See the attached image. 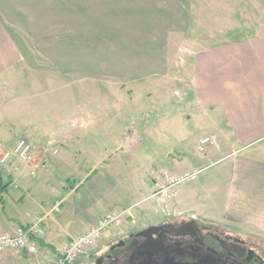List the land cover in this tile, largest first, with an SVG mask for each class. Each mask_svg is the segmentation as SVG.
Here are the masks:
<instances>
[{"label":"rangeland","instance_id":"1","mask_svg":"<svg viewBox=\"0 0 264 264\" xmlns=\"http://www.w3.org/2000/svg\"><path fill=\"white\" fill-rule=\"evenodd\" d=\"M164 2L33 0L41 36L47 38L48 33L52 34L48 42L38 37L34 61L40 69L55 67L57 74L52 82L53 90L34 91L31 96L26 94L20 103H38L39 114L45 116L43 111L50 98L63 103L70 96L69 101L76 105L74 109L82 117L73 120L76 128L71 129L76 138L72 139L70 147L77 150L73 154L77 162L49 164L48 155L39 152H33L30 165L22 164L14 155L7 162H0L3 180L9 181L8 190L2 193L0 200V216L13 217L22 223L28 212L47 213L40 237L47 239L58 251L65 229L73 231L70 235L80 232H74L80 230V219L98 216L104 210L119 212L126 206L133 217L122 214L102 229L96 241L106 243L112 237L109 235L112 230H116L115 236L133 223H145L146 215L153 219L161 211H192L191 214L211 220L219 218L226 224L215 213L201 208L210 203L207 197L211 192L208 191L227 179L225 172L230 167V159L226 154L231 145L223 144L217 128L214 130L211 125L199 123L194 116L184 117L182 131L181 124L174 120L164 123L169 128L167 131L160 130V123L152 120L160 91L151 93L150 87L158 84L159 71L164 68L160 63L167 57L170 74L175 79L183 61L178 54L219 43L225 36L239 38L252 34L264 19V0H179V10L174 8L177 5L168 7ZM177 10L179 14L175 13ZM49 25H53L51 31L46 28ZM65 67L70 70L65 71ZM65 81L71 85L66 90ZM39 83L47 85L43 79ZM163 94H167L170 101H179V94L172 93L171 88L163 90ZM171 103V110L175 112L186 109H180L178 102ZM7 112L1 105L3 124L18 129L20 123L15 120V114L7 116ZM32 112V106L24 110L25 120ZM37 124L43 127L47 123ZM80 126L84 127L82 131ZM172 126L174 130H170ZM56 127L61 124L57 123ZM203 134L209 140L200 143L199 137ZM17 140L13 138L9 143H2L0 157ZM173 158L182 160L170 171L173 189L196 193L199 189L200 199L188 198V193H184L187 196L184 202L174 204L169 195L161 194L160 175L165 173L164 166L173 163ZM45 160L48 170L39 166L34 174L26 171ZM10 168L24 178L8 179ZM31 175L35 180L32 181ZM153 189L159 190L158 193L149 196ZM13 194L23 196V200L12 201L10 195ZM56 203L60 210L50 212ZM83 206L82 212L75 213L76 208ZM230 228L264 241L262 232ZM96 244L85 249L75 264H83L98 246ZM52 252L51 246L37 241L33 260L39 257L43 263L49 262Z\"/></svg>","mask_w":264,"mask_h":264},{"label":"crops","instance_id":"2","mask_svg":"<svg viewBox=\"0 0 264 264\" xmlns=\"http://www.w3.org/2000/svg\"><path fill=\"white\" fill-rule=\"evenodd\" d=\"M178 1L165 0L164 4L168 7L170 4L171 6L175 4L177 6L174 8L178 7L179 10ZM36 9L33 0H0V106L8 111L7 116L15 114V120L20 123L18 129H15L12 125H4L0 117V147L3 146L2 143H9L13 138H22L31 144L33 152L46 153L50 159L49 164L71 165L77 162L73 156L77 150L74 149L75 147H70L73 145L72 139L76 138L74 131L71 130L76 127L72 123L74 119L82 117L74 109L76 105L69 101L70 96H67L63 103L57 100L51 101L53 99L50 98L47 109L43 111L45 116L39 114L38 103L30 104L26 101L20 103V99L26 94L31 96L34 91L53 90L52 82L57 74L55 67L47 66V69H40L36 67L34 61L36 57L34 48L37 46L38 37L40 39L41 36V26L34 13ZM178 10L175 13L179 14ZM176 15L174 14L175 17ZM52 27L53 25H49L46 28L51 31ZM47 35V38L45 35L41 36L45 42L52 40L50 37L52 34ZM222 41L178 54L177 56L182 57L183 61L180 69L176 71L175 79L170 74L168 57L160 63L164 68L159 71V82L150 87L151 93L160 91L159 104L152 112L154 115L152 120L154 119L155 123L158 121L160 130L163 131L169 129L164 123L170 120L180 123V131H182L184 117L191 116L197 118L199 123L211 125L214 130L217 128L223 144L231 145L226 154L229 155L230 167L225 172L227 179L224 184L208 191L211 192L207 197L210 203L204 204L205 207L201 209L215 213L216 217L222 218L220 220L226 224L220 222L219 218L213 221L218 220L217 222L225 226L264 233V19L256 25L252 34H245L239 38L225 36ZM64 69L70 70L69 67ZM60 71L58 74H62ZM40 79H43L47 85L40 84ZM66 87H71L69 81H65V90ZM170 88L172 93L179 94V101H170L168 95L163 94V90ZM171 102H178L176 104H179L180 109L186 108L185 111L171 110L173 105ZM30 106L33 112L25 120L24 110L29 109ZM42 121L47 123L43 127L37 124ZM57 123L61 124V127H56ZM174 128L172 126L170 130ZM79 129L82 131L84 127L80 126ZM204 136L207 135H201L199 140ZM181 161L173 158V163L164 166L165 173L163 176L160 175L162 185L160 191L163 190L161 194L169 195L174 199L171 200L174 204L184 202V198L187 197L184 193H188V198L191 199L201 198L199 189L196 190L197 193L192 190L185 192L182 188L173 189L170 171L176 169ZM44 169L46 171L48 167ZM10 170L6 176L8 179L13 180L15 176L24 178L18 175L14 168ZM31 176L32 181L35 180L33 175ZM154 178L155 186L156 175ZM158 191L153 189L149 196L156 195ZM14 195H10L12 201L23 200V196ZM2 199L1 194L0 200ZM84 208L85 206L76 208L75 213L82 212ZM127 209L128 206L121 211L126 213ZM107 211L104 210L95 217L80 219L78 228L80 230L74 232L87 231ZM35 214L37 213L28 212L27 218L22 223L29 222ZM63 216L65 217L64 214ZM71 216L73 218L74 214ZM19 223L21 222L13 217L0 216V231H12ZM114 231L116 230H112L109 235L113 236ZM70 233L73 231L64 230L63 242L72 236ZM109 239L110 237L107 241ZM37 240L43 244H51L43 237ZM96 242V245L104 243L102 240ZM54 248L49 261L56 255L57 247ZM1 258L19 264L48 263H43L39 257L33 260L34 256L27 255L23 249L8 250Z\"/></svg>","mask_w":264,"mask_h":264},{"label":"flooded vegetation","instance_id":"3","mask_svg":"<svg viewBox=\"0 0 264 264\" xmlns=\"http://www.w3.org/2000/svg\"><path fill=\"white\" fill-rule=\"evenodd\" d=\"M151 217L98 245L83 264H264V241L252 235L186 211Z\"/></svg>","mask_w":264,"mask_h":264},{"label":"built area","instance_id":"4","mask_svg":"<svg viewBox=\"0 0 264 264\" xmlns=\"http://www.w3.org/2000/svg\"><path fill=\"white\" fill-rule=\"evenodd\" d=\"M207 140H209V137H202L200 143ZM32 154L31 144L24 139H19L12 149L3 152L0 162H6L10 156L14 155L21 163L30 165L29 163L33 161L31 159ZM39 166L47 168L44 162L36 163L29 168V173L34 174ZM58 209V204H55L50 211H57ZM46 214H35L29 222L16 225L12 231H0V264H19L1 258L8 250L23 249L29 256L35 254L37 251V238L43 233V222L47 216ZM121 214V212L114 210L106 212L87 231L73 235L69 240L63 242L56 257L48 264H74L85 249L94 245L96 239L101 235L102 229L115 221Z\"/></svg>","mask_w":264,"mask_h":264},{"label":"trees","instance_id":"5","mask_svg":"<svg viewBox=\"0 0 264 264\" xmlns=\"http://www.w3.org/2000/svg\"><path fill=\"white\" fill-rule=\"evenodd\" d=\"M8 183L9 181L6 180L4 181L3 180V177H2V172L0 170V193L2 194L4 191H7L8 190ZM49 246H51V250L54 251V246H52L51 244H48ZM56 254H57V251H56Z\"/></svg>","mask_w":264,"mask_h":264}]
</instances>
